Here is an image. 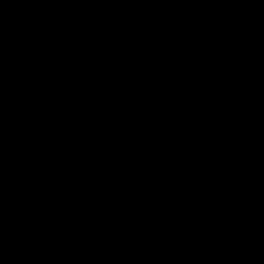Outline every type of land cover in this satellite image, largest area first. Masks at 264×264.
Instances as JSON below:
<instances>
[{"label": "trees", "instance_id": "16d2710c", "mask_svg": "<svg viewBox=\"0 0 264 264\" xmlns=\"http://www.w3.org/2000/svg\"><path fill=\"white\" fill-rule=\"evenodd\" d=\"M115 19L88 4L59 7L24 33L0 12V82L14 90L7 111L59 123L52 100L69 90L79 94L81 71L106 86L101 108L116 111L129 101L125 117L141 142L128 144L120 159L107 160L100 149L88 158L102 179L84 216L102 224L94 238L88 234L93 245L109 250L121 242L172 239L194 230L196 209L208 206L221 207L245 231L252 225L264 231V139L243 141L227 181L199 182L188 161L192 148L205 145H219L224 151L218 154L227 155L223 125L234 121L238 101L264 98V38L253 49L233 38L194 48L153 35L128 59L93 64L83 53ZM170 118L181 123L178 129L164 126Z\"/></svg>", "mask_w": 264, "mask_h": 264}, {"label": "crops", "instance_id": "0c3cea01", "mask_svg": "<svg viewBox=\"0 0 264 264\" xmlns=\"http://www.w3.org/2000/svg\"><path fill=\"white\" fill-rule=\"evenodd\" d=\"M84 4L107 12L96 0H86ZM59 7L71 5L63 0H0V12L9 13L15 24L27 33L34 30L51 10ZM25 21H33L34 24L32 27H21L20 22ZM228 21L229 27L221 35L214 34L210 28L192 24L183 43L190 38L222 39L221 42L233 38L250 49L255 48L264 38V0H238ZM252 40L256 42L252 43ZM183 43L181 45L185 46ZM53 123L58 131L59 123L47 122L32 113L6 111L2 116L0 185H3L5 201L0 222V264H120L124 257L129 260L143 257L144 264H186L183 251L179 250L180 237L189 233L194 235V230L153 243L121 242L109 250L93 245L88 234L94 238L102 224L95 217H88L84 221V216L90 211L102 186L100 176L88 168V158L96 154L97 149L91 151L90 148V151L80 154L73 151L69 144L63 153L26 151L33 136L56 134ZM92 141L88 139L84 144L88 147ZM94 142L96 144L97 141ZM53 208L60 213L59 217L54 214ZM195 215L196 226L204 223L213 226V236L217 241L231 239L225 229L233 220L221 207H200ZM94 218L97 225L89 230V222ZM39 220L48 221L56 230L68 231L69 249L63 259L57 254L36 261L27 243V231ZM10 227L16 235L14 238L7 235Z\"/></svg>", "mask_w": 264, "mask_h": 264}, {"label": "clouds", "instance_id": "9594fccd", "mask_svg": "<svg viewBox=\"0 0 264 264\" xmlns=\"http://www.w3.org/2000/svg\"><path fill=\"white\" fill-rule=\"evenodd\" d=\"M67 5L75 6L86 0H63ZM91 2V0H88ZM116 19L93 40L84 51V56L93 64H101L112 56L121 60L128 59L144 48L143 41L150 36L171 41L180 46L188 28L199 24L210 28L214 34L221 35L229 27L228 17L232 14L238 0H96ZM2 23V21H0ZM75 85L81 89L79 94L73 90L63 94L59 101L52 103L58 108L59 125L52 124L54 135L33 136L26 151H51L63 153L69 144L83 145L90 136L95 123L94 114L101 110L99 99L107 94L104 84L91 80L86 72L75 78ZM0 82V123L7 111L5 105H11L13 92L4 89ZM85 87L90 88L85 91ZM117 90H112V96ZM239 107L234 114V121L226 122L223 128L228 141V154L221 146L216 148L207 145L190 151L188 161L193 167L195 178L201 183L227 181L233 175L232 157L241 148L243 141L251 137L253 142L264 139V98H252L238 101ZM129 112V101L125 99L119 105L115 115L123 119ZM2 134V129H0ZM191 146V145H190ZM3 152L0 151V157ZM0 185V222H2L5 201ZM54 214L58 217L60 213ZM82 215V213H80ZM9 237H16L9 228ZM231 238L228 241H217L213 236V226L209 223L196 226L195 234L180 237V248L186 264H264V231L252 225L247 231L231 222L225 229ZM68 231H59L45 220L32 224L27 231V243L36 261L42 257L59 255L63 259L69 249ZM176 250H173L175 252ZM120 264H144L143 257L129 260L124 257Z\"/></svg>", "mask_w": 264, "mask_h": 264}, {"label": "rangeland", "instance_id": "374dc122", "mask_svg": "<svg viewBox=\"0 0 264 264\" xmlns=\"http://www.w3.org/2000/svg\"><path fill=\"white\" fill-rule=\"evenodd\" d=\"M104 11L107 10L104 9ZM20 24L21 27H32L34 22L25 21L20 22ZM23 32L25 33L26 31ZM220 40L222 41V39L212 40V38H190L186 39V43L183 44H185V46L192 45L194 48H203L208 45H217L219 42H221ZM208 42H210V44H207ZM251 42L255 43L256 41L252 40ZM115 113L116 111L111 108H101V110L94 115L95 123L96 125H98V127L94 128L92 136L89 137V141L93 140L92 143H90L89 145L90 147H87L86 144L77 145L73 143L71 144L73 151L80 152V154H84V151H90V148L91 151H94V149H100V153L105 155L107 160H115L117 158L120 159L121 157H123L122 151L128 144L141 142V135L136 132L132 123L126 117H124L123 119L118 118ZM164 126L168 130L174 131L180 127V123L178 122V120H176V118H170L165 120ZM94 141H97L96 144ZM96 221L97 219L94 218L92 221L89 222V230L93 229L94 225H97Z\"/></svg>", "mask_w": 264, "mask_h": 264}, {"label": "built area", "instance_id": "2783aa9c", "mask_svg": "<svg viewBox=\"0 0 264 264\" xmlns=\"http://www.w3.org/2000/svg\"><path fill=\"white\" fill-rule=\"evenodd\" d=\"M179 122V121H178ZM180 123V122H179ZM180 125H181V123H180Z\"/></svg>", "mask_w": 264, "mask_h": 264}]
</instances>
